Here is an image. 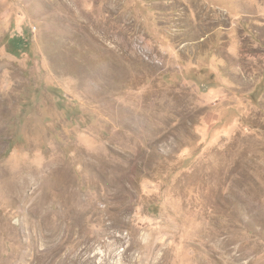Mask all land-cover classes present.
<instances>
[{
  "label": "rangeland",
  "instance_id": "obj_1",
  "mask_svg": "<svg viewBox=\"0 0 264 264\" xmlns=\"http://www.w3.org/2000/svg\"><path fill=\"white\" fill-rule=\"evenodd\" d=\"M0 264H264V0H0Z\"/></svg>",
  "mask_w": 264,
  "mask_h": 264
},
{
  "label": "bare ground",
  "instance_id": "obj_2",
  "mask_svg": "<svg viewBox=\"0 0 264 264\" xmlns=\"http://www.w3.org/2000/svg\"><path fill=\"white\" fill-rule=\"evenodd\" d=\"M88 50V49H87ZM241 180V179H240Z\"/></svg>",
  "mask_w": 264,
  "mask_h": 264
}]
</instances>
